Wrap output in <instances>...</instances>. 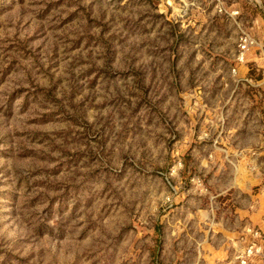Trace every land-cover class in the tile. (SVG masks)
Returning <instances> with one entry per match:
<instances>
[{
    "label": "rangeland",
    "instance_id": "374dc122",
    "mask_svg": "<svg viewBox=\"0 0 264 264\" xmlns=\"http://www.w3.org/2000/svg\"><path fill=\"white\" fill-rule=\"evenodd\" d=\"M251 242L264 264V0H0V264Z\"/></svg>",
    "mask_w": 264,
    "mask_h": 264
},
{
    "label": "built area",
    "instance_id": "2783aa9c",
    "mask_svg": "<svg viewBox=\"0 0 264 264\" xmlns=\"http://www.w3.org/2000/svg\"><path fill=\"white\" fill-rule=\"evenodd\" d=\"M250 45L251 40L248 37H243L240 39V43L238 45L240 53L239 59H242L241 56H243V54L249 49ZM248 231L250 233L249 235H252L253 237L258 236V233L256 231H253L251 229H249ZM262 253V246L256 244L255 242H251L237 254L233 261H230L227 264H249L253 257L261 255Z\"/></svg>",
    "mask_w": 264,
    "mask_h": 264
}]
</instances>
